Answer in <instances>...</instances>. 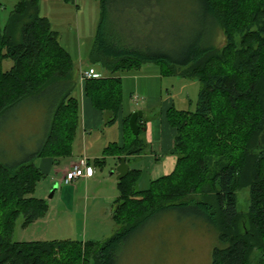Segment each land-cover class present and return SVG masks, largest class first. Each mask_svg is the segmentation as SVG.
Masks as SVG:
<instances>
[{
    "label": "trees",
    "instance_id": "trees-1",
    "mask_svg": "<svg viewBox=\"0 0 264 264\" xmlns=\"http://www.w3.org/2000/svg\"><path fill=\"white\" fill-rule=\"evenodd\" d=\"M39 1L20 0L6 25L0 22V120H12L25 106L46 114L33 151L18 159L0 146V264H118L138 229L164 214L214 229L219 245L212 264H264V0H97L101 19L90 59L108 75L85 80V90L109 114L108 124L117 122L123 103L119 74L145 64L198 80L196 110L167 113L176 130L171 174L146 191L136 189L137 169L118 182L117 231L110 239L13 240L20 217L27 227L49 208L34 196L44 178L35 160L70 156L80 122L74 62L40 15ZM6 60L13 65L5 71ZM130 118L122 147L107 149L119 162L148 151L145 120L138 119L136 136ZM240 188L250 189L246 213L238 209Z\"/></svg>",
    "mask_w": 264,
    "mask_h": 264
},
{
    "label": "rangeland",
    "instance_id": "rangeland-1",
    "mask_svg": "<svg viewBox=\"0 0 264 264\" xmlns=\"http://www.w3.org/2000/svg\"><path fill=\"white\" fill-rule=\"evenodd\" d=\"M19 1L0 0L3 4L0 13L2 27L6 25L11 12ZM39 13L49 20L52 30L59 34L61 45L70 53L76 67L77 64L83 63L84 71L92 67L97 76H103L101 66L95 64L92 66L89 59L101 19L99 1L76 0L75 3H70L63 0H40ZM222 43H224V38ZM12 65L11 60L4 61V70H9ZM164 69L166 68L156 64H147L141 69L124 71L119 74L122 78L124 112L127 115L142 112L146 119H156L152 124L151 131L141 135L143 140L149 139V150L153 155L138 159L131 164L133 169H139L143 173L142 179L148 186L150 185L152 167L154 164L161 165V161L157 160L158 155L162 152L159 139L162 126L165 132L166 127L168 131L172 129L168 123V111L170 108L180 111H195L200 91L198 80L168 73ZM182 71L184 69L178 70V73L183 74ZM76 93L77 91L74 94L75 97ZM132 95L138 97V102L133 100ZM10 118L12 120H8L4 124L2 119L0 120V146H4L6 154L20 159L33 151L37 145L45 129L46 114L42 107L25 106L15 111ZM119 125L118 122L115 127L111 128L113 134ZM79 131L73 143L75 158L84 152L85 140ZM96 134L100 133L96 132ZM92 138H87L89 141L87 147L90 152ZM95 140H97V136ZM2 147H0L1 152ZM165 154H161V158L168 159L173 155L170 153L165 156ZM60 160L70 161L69 158H60ZM34 163L39 167L40 160L36 159ZM110 163L108 162L107 165L109 166ZM79 164L78 161L72 165ZM110 165L114 166V164ZM108 166L103 171L99 169L98 176L95 178V181L104 179L102 185L96 182L88 187L85 184L79 185L77 181L60 185V175L52 173L44 176L38 184L34 196L36 198L46 196L47 200L51 198L48 211L43 218L27 227H23L24 218L20 217L14 229L13 240L15 242H51L70 239L83 242L93 240L103 243L110 239L117 231L112 213L116 208V202L115 200L106 201V196L113 194L118 199L119 192L117 176H111L112 170ZM102 173L103 176H101ZM91 176H93V172H91ZM97 178L100 180H96ZM143 181H141L140 187H142ZM52 183H54L53 187L49 190L48 185H52ZM61 186H64L62 194L59 192L54 195V189H59ZM144 186L146 185L144 184ZM237 200L239 211L246 213L250 205V189H238ZM218 245L217 233L204 222L198 220L180 221L175 216L164 214L138 229L131 241L120 251L118 264H212L213 251Z\"/></svg>",
    "mask_w": 264,
    "mask_h": 264
},
{
    "label": "crops",
    "instance_id": "crops-1",
    "mask_svg": "<svg viewBox=\"0 0 264 264\" xmlns=\"http://www.w3.org/2000/svg\"><path fill=\"white\" fill-rule=\"evenodd\" d=\"M90 62H91V65L93 66L94 64L92 63L91 59H90ZM145 65H147V64H145ZM98 66H99V64H98ZM75 67H76V64L74 63V69L76 71L74 78L77 82L76 88L74 89V94L77 91L76 98L79 102V107H80V122H79V127H78L77 132L80 130L79 132L82 134L81 136L85 140L84 152H81L75 158L74 157L75 155L73 152L74 147H73L71 155L68 157H64V158L70 159V161H68V162H63L61 160L56 162V161H54V159L48 158V157L40 158L39 159L40 165L38 168L44 174V176L51 175L52 173H54V174L56 173V175H60L59 181H60V185H61L67 171L73 166L72 164L77 163L78 161H80V159H86L87 163H88L87 167L92 170L93 176L88 177V178H84V179H78L77 182H79V185L85 184L88 187L91 186L92 184L96 183V182L98 184L102 185V182L104 179L100 180V178H97L96 180H100V181H95V178L98 176L97 174H98L99 169L101 171H103V169L108 166L107 165L108 162H111L110 164H114L113 167L110 164L108 166L110 168V170H112L111 176H114V175L117 176L118 175L116 172V169H117L118 165L120 164V162L118 161L119 158H117L116 156L108 155L107 149L113 145H118L119 147H122V145L124 143V134H125L124 119L130 115L132 116V114L127 115L124 112V107H123L124 104L122 103V107H121V110L119 112L117 122L115 124H108L109 114L107 112H103V111L95 108L91 99L86 94V90H85L86 81H85V79H83L82 73H84L85 71H88V70H85V71L83 70V68H84L83 63L77 64V67L76 68ZM92 69H94V68H92ZM100 69L102 70L101 72L103 74V76H101V77L108 75V72L105 71L102 66L100 67ZM134 96L132 95L133 100L137 101L138 97H134ZM158 117H159V115L157 116V118ZM141 118H143L145 120V123H146L145 124V127H146L145 133L146 132L148 133L149 131H151L152 124L156 119L155 120L153 118L152 119H149V118L146 119L144 117V115ZM162 120H163L162 122H164V119H162ZM118 122L120 125H119L117 131L115 132V134H113L111 128L115 127ZM96 132H98L100 134H96ZM95 135L97 136L98 141L95 140V138H96ZM175 135H176V130L174 128H172L171 131L170 130L168 131V129L166 127V132H165V129L162 126V129H161L160 134H159V139L161 141L160 145H161V150H162L161 154L166 153L165 156L170 155L171 150L173 148V142H174ZM93 136H95V137L92 138ZM89 137L92 138V142H93L92 146H91L92 147L91 152H90V150H88V147H87V145L89 143L87 138H89ZM145 140H147V141H145ZM145 140L144 141L148 145V151L146 154H143L137 158H135V157L128 158V157L123 156L124 158L127 159V164L129 165L130 170L133 169L131 167L132 162H134L138 159H144V158L148 157L149 155H153V154H151L152 151L149 150L150 149L149 144H148L149 139L147 138ZM75 153L77 154V151ZM161 154L160 155L157 154L158 155L157 161H161V165H158V164L155 165L154 164V166L152 167V173H151L152 175L150 178V184H151V182H153V181H155L161 177H164V176L171 174L175 169V166L177 163L176 162L177 157L175 155H172L168 159H163V158H161L162 157ZM123 157H121V159ZM102 163H104L103 166H102ZM137 170H139V169H137ZM142 175H143V173L141 172V175H140L138 182H137L136 189H138L139 191H146L149 189L150 185L148 186L145 183L146 181H143ZM101 176H103V173ZM119 181L120 180L117 179V189H118V182ZM141 181H143L142 187H140ZM53 184L54 183H52V185H48L49 190L52 189ZM144 184L146 186H144ZM63 185H66V184H63ZM96 188H99V187L96 186ZM37 189H38V186L36 188V191H37ZM76 189L78 191V188H76ZM63 190H64V186H61L59 189H56L54 191V193H55L54 195L58 194L59 192H61V194H62ZM51 197H53V196L51 195ZM41 199L46 200L48 202V205H49V201L51 200V198H49L50 200H47L46 196L41 197ZM113 200H115V202H116L115 204L117 207L118 206L117 205L118 199L115 198V195L110 194V195L106 196V201L111 202ZM86 209H87V205H86ZM115 210H116V208H115ZM115 210L112 213H114ZM115 225H116V223H115ZM61 241H66V240H61ZM69 241H75V240L69 239ZM77 242L86 243L87 241H85V242L77 241ZM88 242L99 243V242H95L93 240L92 241L89 240Z\"/></svg>",
    "mask_w": 264,
    "mask_h": 264
},
{
    "label": "built area",
    "instance_id": "built-area-1",
    "mask_svg": "<svg viewBox=\"0 0 264 264\" xmlns=\"http://www.w3.org/2000/svg\"><path fill=\"white\" fill-rule=\"evenodd\" d=\"M82 75H83V79L85 80L100 78V76H97L96 71L92 68L82 73ZM79 163H80L79 165H75L69 171H67L65 178L62 182L63 184H71L77 181L79 178L91 176L92 170L87 167L88 166L87 160L81 159Z\"/></svg>",
    "mask_w": 264,
    "mask_h": 264
},
{
    "label": "water",
    "instance_id": "water-1",
    "mask_svg": "<svg viewBox=\"0 0 264 264\" xmlns=\"http://www.w3.org/2000/svg\"><path fill=\"white\" fill-rule=\"evenodd\" d=\"M143 117V113L142 112H137V113H134L131 118H130V121H129V125H130V128L133 132L134 135L138 136L140 131H141V128H140V125L138 124V119ZM116 172H117V179L118 180H122L124 178H126L130 172V167L129 165L127 164V159L126 158H122L121 159V162L120 164L118 165L117 169H116ZM57 188L54 189V191L56 190ZM53 191V193H54Z\"/></svg>",
    "mask_w": 264,
    "mask_h": 264
}]
</instances>
